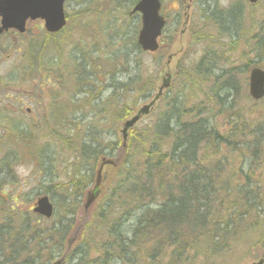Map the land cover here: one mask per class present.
<instances>
[{
	"label": "rangeland",
	"instance_id": "rangeland-1",
	"mask_svg": "<svg viewBox=\"0 0 264 264\" xmlns=\"http://www.w3.org/2000/svg\"><path fill=\"white\" fill-rule=\"evenodd\" d=\"M161 1L167 20L162 42L168 45L180 26L181 0ZM135 4L136 0H67L69 26L58 36L47 37L44 23L38 21L26 37L5 35L0 39V264H30L35 258L39 264H50L62 257L66 264H252L264 257V102L254 103L248 92L252 65L264 69V52L256 54L253 49L257 41L264 43V0L257 6L244 0L195 2L192 41L182 61V76L156 113L133 133L128 149L121 151L120 124L151 97L163 62L162 54L144 55L133 46L141 28L140 16H130ZM223 13L235 15L230 20ZM213 15H220L223 24H216ZM186 37L181 45L188 43L190 37ZM179 39L177 36L178 43ZM40 71L48 75L50 85L51 76L54 82L58 79L53 89L48 85L46 93L42 92ZM229 71V76L236 77L232 90L217 81ZM131 79H138V84L133 85ZM202 102L213 110L212 123L219 130L228 129L232 120L225 111L237 104L236 110L242 112L238 125L243 132L233 129L229 134L235 136L237 152L205 150L195 156V161L206 162V166L222 162L212 166L222 168L212 175L223 184L229 179L231 189L216 198L228 211L221 220L208 219L210 234L193 237L186 228L177 240L175 232L165 229L162 233L158 231L162 224L152 222L161 208L175 205L171 201L178 199L176 192L183 183L182 176L176 179L173 171L183 173L185 167L169 158L172 133L160 140L163 149L156 146L155 152L164 156L154 157L155 166L168 171L164 175L165 193L156 176L151 183L153 204H110L109 195L128 178L127 170L140 169L145 151L140 140L161 125L164 113L176 108L177 115L184 116L183 122H191L194 107ZM156 137L154 132L152 139ZM85 145L91 151L97 149L98 154L86 158ZM246 151L251 155L243 157ZM108 154L122 158V169L111 191L84 218L78 213L77 197L81 199L91 187L96 163ZM252 159L257 163L251 164ZM186 164L192 174L197 165ZM248 182L260 191L250 214L242 197H237L241 185ZM170 194L174 197L168 198ZM43 196L55 207L53 220L46 221L32 212ZM214 209L208 203L204 214L216 213ZM230 217L244 218L249 234L240 232L234 237L230 233L227 244L221 245L217 239L218 245L209 247L206 242L215 236L212 227L221 222L227 225ZM79 227L81 232L70 246ZM117 236L119 246L127 249L129 243L137 242L142 253L113 249ZM50 254L49 263L44 258Z\"/></svg>",
	"mask_w": 264,
	"mask_h": 264
},
{
	"label": "trees",
	"instance_id": "trees-1",
	"mask_svg": "<svg viewBox=\"0 0 264 264\" xmlns=\"http://www.w3.org/2000/svg\"><path fill=\"white\" fill-rule=\"evenodd\" d=\"M235 14H231L230 17H233ZM138 80V79H137ZM222 87L228 88L232 90L236 83L234 84V80L232 77H227L222 80ZM237 103V102H236ZM237 104H232V107L227 109L225 112L229 114V120L232 122L229 124L228 129L226 130H219L213 125L212 120L214 116H211L213 110L210 109L209 105H201L197 107L196 113L197 116L194 120L185 126H183L179 132H170L169 130V120L163 121L161 125H157L155 130H153L152 135L154 132L157 133L156 140L152 139V135L150 137L142 138L140 140L141 145L144 148L143 152V163L140 166V169L136 171L127 170L128 178L124 180L123 183H120L115 186L114 191L109 195L111 202L122 201L123 204L132 205V204H145L144 199L153 200L155 193L151 191V183L158 176L159 185L163 188V193H165L167 187L164 183V175L168 172L165 168L161 170L155 166L154 157L158 156V158H162L164 155L162 153L155 152L156 146L160 149H163V144L160 140L164 139L169 134L172 133L174 138L171 141V146L168 150L171 149V156L176 162L180 165L185 167L184 172L176 170L175 178L179 179L182 176L183 183L180 187L182 190L180 196L190 197L193 200V207L191 209H187L193 212L194 216L190 217L187 220V214L185 211H179L171 209L168 211L163 219L162 228L158 231L164 233L165 229H168L171 232H175L177 240L180 239V236L183 234L182 229L190 230V234L193 237L196 235L203 234L207 235L210 234L211 228L207 225L208 219L211 220H221L224 217V214L228 211L226 209V204L221 202L216 198H220L221 194L224 190L230 189L229 187V179L227 183L223 184V180H219V177L212 175L214 172H220L213 168V165L220 166L222 162L217 161L210 166H206L204 163L206 162H197L195 161V156L200 151L207 150L216 151L219 153H224V151H236L237 146H235V139L233 136H229L231 130L235 129L236 132H243V127L238 125V120L242 116V112L236 110ZM172 113H175V109L172 108ZM237 119V121H236ZM179 121L181 122V118L179 116ZM132 138V137H131ZM131 141V140H130ZM209 149V150H208ZM254 152H257L259 156H262L261 150L255 148ZM252 153V155L254 154ZM224 155V154H223ZM251 155L250 151H246L243 154V157ZM242 157V156H241ZM194 163L195 169L194 171L189 173L188 172V164L186 163ZM185 163V164H184ZM161 166H164L162 164ZM142 171V172H141ZM189 173L187 176L185 174ZM202 179L200 180L199 178ZM222 186V187H221ZM139 187V188H138ZM219 188L217 191L216 188ZM121 190H129L124 192L125 199L121 200L120 198L123 197L119 193ZM137 190V191H134ZM209 190V191H208ZM212 190V191H211ZM244 196L243 199L246 203L250 205V210L247 211V214H250L251 210L254 209V205L258 200L259 194H256L254 191H251L250 187L244 189L243 192ZM215 197L214 199H212ZM208 203L214 205L216 210L215 212H207L206 208L208 207ZM174 204L177 206H184L187 204V200L183 201H175ZM216 204V206H215ZM232 209H230L231 211ZM185 212V213H183ZM161 212H157V215ZM243 221L241 218L238 217L236 220L235 217H230L228 220L227 225H216L213 229V233L215 236L211 238L210 241L206 242L209 247H215L218 245L217 239L220 241L219 244H227L226 235L232 234L234 237L238 236L240 232L242 235H247L248 229L246 226L243 227ZM181 230V232H180ZM53 231L56 235H59L60 232L53 228ZM224 236V237H222ZM264 238V235L262 236ZM131 247L128 249L132 250L133 253L139 255L142 253V250L139 249L138 244L131 243ZM116 249L118 252H126V248H121L119 246L112 247ZM44 252L46 250L44 249ZM51 254L45 257V261L51 262ZM30 264H39V259L35 258L33 262Z\"/></svg>",
	"mask_w": 264,
	"mask_h": 264
},
{
	"label": "water",
	"instance_id": "water-1",
	"mask_svg": "<svg viewBox=\"0 0 264 264\" xmlns=\"http://www.w3.org/2000/svg\"><path fill=\"white\" fill-rule=\"evenodd\" d=\"M65 0H0V16L3 18V27L0 31L14 28L20 32H24L25 25L28 19H42L46 23V29L50 33H57L62 30L66 24L64 14ZM251 3H257L259 0H249ZM161 4L159 0H143L135 8L134 12L143 14V30L140 33L139 43L145 51L157 50V39L161 35L164 28V20L160 17L159 12ZM172 57H170L171 59ZM169 62V61H168ZM170 85V78L163 79V85L159 88L158 99L163 91ZM250 94L255 100L264 97V72L259 69H254L250 77ZM155 99V101H156ZM154 102L144 106L138 114L131 120L127 121L122 130L124 142L127 141L128 131L145 115L150 113ZM107 161L101 165L98 172L96 188L101 184L102 170L105 164H112ZM92 195L91 203L97 197ZM90 203V204H91ZM53 208L49 203L48 198H42L36 205L35 212L47 218L52 216ZM258 264H263L261 261Z\"/></svg>",
	"mask_w": 264,
	"mask_h": 264
},
{
	"label": "bare ground",
	"instance_id": "bare-ground-1",
	"mask_svg": "<svg viewBox=\"0 0 264 264\" xmlns=\"http://www.w3.org/2000/svg\"><path fill=\"white\" fill-rule=\"evenodd\" d=\"M158 168H159L160 170L162 169L160 166H158ZM189 198H190V197H184V198H182L181 200H188ZM142 201H144V203L147 204V205L153 204V201L150 200V199H144V200H142ZM126 252H127V251H126Z\"/></svg>",
	"mask_w": 264,
	"mask_h": 264
},
{
	"label": "flooded vegetation",
	"instance_id": "flooded-vegetation-1",
	"mask_svg": "<svg viewBox=\"0 0 264 264\" xmlns=\"http://www.w3.org/2000/svg\"><path fill=\"white\" fill-rule=\"evenodd\" d=\"M29 114H31L30 112H28Z\"/></svg>",
	"mask_w": 264,
	"mask_h": 264
}]
</instances>
